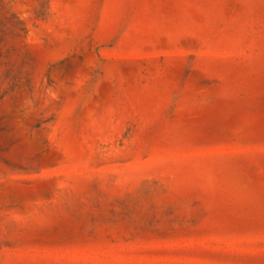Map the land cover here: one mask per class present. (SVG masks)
I'll return each instance as SVG.
<instances>
[{"label": "rangeland", "instance_id": "rangeland-1", "mask_svg": "<svg viewBox=\"0 0 264 264\" xmlns=\"http://www.w3.org/2000/svg\"><path fill=\"white\" fill-rule=\"evenodd\" d=\"M0 264H264V0H0Z\"/></svg>", "mask_w": 264, "mask_h": 264}]
</instances>
